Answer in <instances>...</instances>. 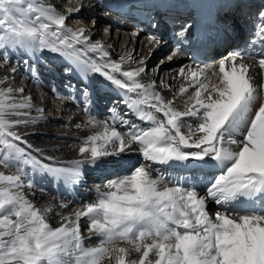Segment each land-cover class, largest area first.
Instances as JSON below:
<instances>
[{"label": "snow or ice", "instance_id": "6c2138e0", "mask_svg": "<svg viewBox=\"0 0 264 264\" xmlns=\"http://www.w3.org/2000/svg\"><path fill=\"white\" fill-rule=\"evenodd\" d=\"M256 16L254 36L264 44V8ZM66 19L42 0H0V50H30L35 56L48 51L71 61L72 70L83 78L98 76L123 90L129 109L149 126L138 127L126 114L114 115L113 125L126 128L121 133L93 118L92 127L102 131L82 141L79 153L87 154L85 159L65 164L49 157L51 163H45L18 146L16 141L31 148L10 130L19 122L6 118L10 111L24 115L18 110L30 105L17 102L11 88L0 91V165L16 173L0 171V264H264V83L257 84L250 75L245 52L233 51L230 60L218 62V73H211L218 76L217 83H212L207 68L190 69L187 75L195 91L180 112L171 101L165 102L153 83L139 79L144 67L125 70L101 43H90L84 29L66 27ZM191 27L185 25L178 37L184 40ZM89 52L96 56L87 57ZM258 67L264 75V49ZM179 74L186 75L183 67ZM90 104L91 98L86 110ZM186 116L199 119L194 130L189 125L188 134L181 131ZM133 143L139 147L132 149ZM133 150L167 167L152 169L158 173L154 177L150 165L131 166L120 159ZM25 164L73 185L85 179V165L101 172L131 170L106 180L108 191H98L95 201L53 228L21 191ZM176 167L183 171L172 174ZM209 170L211 175L206 174ZM210 201L218 206L214 214L208 209ZM82 217L87 218L88 231L100 237L96 246L85 244ZM125 243L129 247L118 246ZM133 253L138 258L128 259Z\"/></svg>", "mask_w": 264, "mask_h": 264}, {"label": "bare ground", "instance_id": "6f19581e", "mask_svg": "<svg viewBox=\"0 0 264 264\" xmlns=\"http://www.w3.org/2000/svg\"><path fill=\"white\" fill-rule=\"evenodd\" d=\"M238 1L225 0L222 3L218 1L217 6L220 7L221 11L216 10V0H60L62 8L55 9L66 15V27L71 28L73 31L84 29L85 35L90 37V43L93 42L94 36L100 35V43L110 53V59L121 63L125 70L144 67L146 71L141 74L139 79L146 84L153 83L155 91L160 92L165 102L171 101L175 110L184 112L192 102L191 97L195 91L193 81L187 75L190 69L195 70L198 66L192 62L193 59H196L194 58V53H192V49H195V43L199 42L200 46H203L204 43H209L212 50L208 48L205 59L199 66L207 68L212 83H217L218 76L211 75V73L213 70L218 73V62L220 60L225 57L229 60L231 59L225 53L229 49H233V46L226 43V41H228L227 38L233 41V33L235 30L239 31L240 29L238 27L234 28V31H228L225 24H232L230 22L232 17L237 21L242 19L243 15L251 14L253 5L259 6L264 0H241L239 5ZM32 2L35 3L36 0H32ZM42 2L48 5L52 3L49 0H42ZM228 5L230 8L235 5L232 9L236 10V15L225 13L223 9L227 10ZM116 6H120L123 9L120 12H115ZM71 9H79V11L70 13L69 10ZM83 12H86L88 20L83 19L84 16H81ZM217 17H220L218 22ZM124 18H126V21H124ZM150 21L154 22V27H149ZM188 24L192 25V27L188 30L186 38L181 40L178 37V33ZM104 26H110L111 29L104 31L102 35L101 29ZM202 29L207 34L206 39L199 33ZM226 30L228 34H226ZM113 31H115V37L112 36ZM154 34L159 37L158 41L150 39ZM224 34L226 35L223 38ZM77 47L82 46L78 45ZM119 47L120 49L117 51ZM170 49L171 51L169 52ZM28 53L31 54V51L28 50ZM44 53H50L58 59H65L48 51ZM19 54L23 55L26 53L20 51ZM171 54H173L172 57L166 59ZM94 56H96V53H87V57ZM122 57L124 58L123 61H121ZM159 61L161 63L158 64L157 62ZM239 62L237 61V63ZM244 63L252 65L250 75L255 77L256 83H264V75H260L261 70L256 63L249 60L244 61ZM68 64L70 65L72 62L68 61ZM150 67L151 69L154 68L151 73L149 72ZM181 67L185 70L186 75L184 76L179 74ZM72 74L76 80H80L85 84L87 89H84V92L79 91L75 87L70 90L67 89L66 92H55L49 88L43 89L41 84L37 83L39 81L37 77H25L23 68H19V63L15 62L11 66L10 59L6 54H0V91H6V89L11 88L12 93L10 95L17 102H27L30 105L28 108L18 110L24 115L17 116L11 111L8 113L7 119L19 122L12 124L10 130L16 132L31 145V148L28 149L32 157L45 163H51L47 159L49 157L54 158L57 163L65 164L85 159L87 154L81 156L79 153V148L84 146L82 141L86 137L102 131V128L92 127L90 121L93 118L96 123L107 122L109 126H114L121 133H124L126 128L119 123L113 125L112 117L114 115L126 114L125 118L138 127L149 126L148 122L137 118L134 110L129 109L126 102L127 97H125L123 90L104 82L98 76H94L89 80L88 78H83L82 73L77 74L76 71L72 70ZM159 78H161V84H157L160 81ZM171 85L172 87H169ZM181 88L188 89V92L181 94ZM21 90L23 91L21 92ZM173 91L178 92L175 93ZM111 94L120 96L112 99ZM128 97H136V93H129ZM90 98L91 104L89 109L86 110L84 105ZM99 101L103 106L108 103L110 105L109 109L99 107L97 105ZM49 107L51 111L46 112ZM141 107L145 111L154 112V109H150L146 105ZM53 110L56 113L53 114ZM155 115L160 120L165 119L162 113H155ZM181 123L183 124L181 131L188 134L189 125L194 130L199 123V119L186 116L182 118ZM17 142L20 143L19 141ZM138 147L136 143L132 144V149H137ZM109 159L112 158L110 157ZM120 159L132 166L143 164L148 167L150 165L149 170L154 177L158 173L152 171V169L163 170L167 167L144 160L142 155L134 150L121 154ZM130 170L131 168L110 169L109 171L101 172L94 171L85 165L86 176L93 174L85 177L82 182L89 180L88 186L91 188L85 189V192H80V183L76 185L65 184L54 179L56 181L55 186L53 185V180L49 179L50 175L32 164H25L22 176L24 187L21 191L29 201V196H33L34 201L32 204L45 215L46 221L53 228H57L65 222L64 217L74 218L78 211L84 209V205L95 201L98 191H108L105 184L106 180L113 179L116 174H123L124 171ZM0 171L5 174H16L13 168H6L3 165H0ZM182 171V168L176 167L172 170V174ZM201 191V195H203V188H201ZM48 194L53 195L55 198L47 201ZM37 198L40 201L43 199L46 201L40 202L42 204L39 206L35 204ZM217 208L218 206L214 202H209V212L215 213ZM79 223L81 234L85 237V244L96 246L100 237L88 231L87 218L82 217ZM118 246L129 247L126 243ZM131 258H138V254L133 253L128 259ZM105 264H115V262L114 260L111 262L105 261Z\"/></svg>", "mask_w": 264, "mask_h": 264}, {"label": "rangeland", "instance_id": "374dc122", "mask_svg": "<svg viewBox=\"0 0 264 264\" xmlns=\"http://www.w3.org/2000/svg\"><path fill=\"white\" fill-rule=\"evenodd\" d=\"M50 1H52V3L50 5H52V6L54 5V8H57V9H61L62 8V6H60V4H61L60 3V0H54V1L53 0H49V2ZM218 1L220 3H222L225 0H216V2H215V5L216 6L218 5L217 4ZM240 3H241V0L238 1V5ZM263 4H264V1H263V3L261 5H259V7H261ZM121 9H123V8L120 7V6L119 7L116 6L115 12H120ZM235 11L236 10H234V13H233L234 15H236L235 14ZM151 13H153V12H151ZM81 16H84L83 19L88 20L87 19L88 16L86 15V12H83L81 14ZM93 19H95V18H93ZM124 19H125L124 21H126V18H124ZM230 22H232V24H230V26L228 27V29H230V28L231 29H234V28H238V27L240 28L239 20L235 21L234 20V17H232V19H231ZM225 26H227V25L225 24ZM149 27H154V22L150 21L149 22ZM110 29H111L110 26H104L101 29V34L103 35L104 31H107V30H110ZM226 29H227V27H226ZM226 32H227V30H226ZM114 33H115V31H113L112 36L115 37L116 34H114ZM226 34H228V32ZM226 34H224L222 37L224 38ZM94 37L95 38L93 39V42H99L100 43L101 36L100 35H97V36H94ZM119 49H120V47L118 48L117 51H119ZM138 51H140V49H138ZM170 51H171V49L169 50V52ZM19 52L20 51H17V50L16 51H12L11 49L8 50V51L0 50V54L1 55H2V53L3 54H6V56L10 59L11 66L15 62L17 64L19 63V68H23L24 74H25L24 76L25 77H30V78H36L37 77L39 79V81H37V83L41 84V88H43V89L44 88H46V89L49 88L51 90L53 89L52 91H55V92H60V91L66 92L67 89L70 90L71 88H74V87L77 88V89H79V91H81V92L82 91L84 92V89H87V87L85 86V84L82 81L75 79V77L72 74V69H71L70 65L68 64V61L67 60H65V59H58L54 55H52L50 53L48 54V53H44L43 52L42 56H33L30 53H28V54L26 53V54L20 55ZM172 53H173V50H172ZM172 55L173 54H171V56ZM171 56L167 57L166 59H169ZM157 63L159 64V63H161V61H159ZM151 67L149 68V72L150 73L154 69V68L151 69ZM66 68L68 69V71H64V69H66ZM160 79L161 78H159V80ZM160 82H161V80L158 83L155 80V84L156 83L157 84H161ZM182 85H181V87H182ZM169 87H172V85L169 86ZM169 87H167V88H169ZM173 92L177 93L178 91H173ZM158 93L160 94L159 91H158ZM111 96H112V99H115V98H117L120 95L111 94ZM36 103H38V101H36ZM97 105L99 107L104 108V109H107V110L109 109V106H110L108 103H106L103 106L100 103V101L97 102ZM50 111H51V108L50 107L46 109V112H50ZM52 113L54 114V113H56V111L53 110ZM16 143L18 144V146L24 147L25 150H26V152L30 153V151H29V149H28V147L26 145H23L21 143H18L17 141H16ZM26 165H28V164H26ZM91 174H93V173H91ZM91 174H88L85 177H89ZM52 178H53L52 176L51 177L49 176V179L53 180V185L56 186V181L54 180V178L53 179ZM88 183H90V181L89 180H87V181L85 180V182H82V183L79 184L80 192H85L84 191L85 189H90L91 188L90 186H88ZM2 186L3 185H0V187H2ZM82 189H83V191H82ZM26 190H28V188H26ZM47 196H48L47 201L50 200V199L55 198L53 195H49L48 194ZM29 199H30V202L31 203L34 201L33 196H29ZM44 199H46V198L44 197ZM44 199L42 201H46ZM42 201H40V199L37 198L35 200V204L41 206L42 203H40V202H42Z\"/></svg>", "mask_w": 264, "mask_h": 264}]
</instances>
